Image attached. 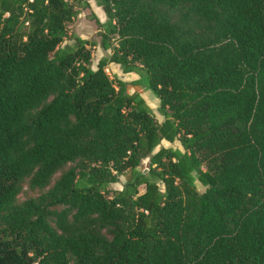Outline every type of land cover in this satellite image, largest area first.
Returning a JSON list of instances; mask_svg holds the SVG:
<instances>
[{
  "label": "trees",
  "instance_id": "obj_1",
  "mask_svg": "<svg viewBox=\"0 0 264 264\" xmlns=\"http://www.w3.org/2000/svg\"><path fill=\"white\" fill-rule=\"evenodd\" d=\"M96 1L94 69L90 0H0V264H264V0Z\"/></svg>",
  "mask_w": 264,
  "mask_h": 264
},
{
  "label": "rangeland",
  "instance_id": "obj_2",
  "mask_svg": "<svg viewBox=\"0 0 264 264\" xmlns=\"http://www.w3.org/2000/svg\"><path fill=\"white\" fill-rule=\"evenodd\" d=\"M93 15V16H92ZM97 17L101 22L106 20L105 14L100 10L98 7L96 0H90V7L87 9H84L81 11V13L76 17V19L68 25V33H75L79 35L84 41L88 42V47L90 48L91 55H92V67L95 69L96 64L98 60L106 56L108 53H110L109 50H103L98 44L99 42V36H98V27L95 23L94 18ZM95 43V47L92 45ZM69 45L70 47L74 48L75 43L74 40L66 39L62 46ZM107 75L110 79L115 80L117 78L126 81L127 83H131L134 80H138V84H131L129 85L128 91L131 93L134 90L138 91L140 95L145 100L147 106L150 108V112L157 118L159 122L163 120V116L161 115L160 111L158 110L159 107V100L156 98V96L152 93L150 89L147 87V77L144 73L137 74L134 72L128 73L125 76V73L122 72V69L119 65H113L105 68ZM159 146H165V147H173L178 148L183 151V147L180 145L178 140H175L174 142H168L166 140H161L160 144L155 148V150L158 149ZM148 167V159H143L140 164V169L144 172H146ZM128 174L121 175L119 177V182L110 183L109 188L110 189H121L123 183L126 181ZM59 176V173H57L53 180H55ZM196 188L199 192L204 191L205 187L196 179L195 180ZM140 192H143V187H140ZM41 191L38 190H32L28 188L27 184L23 185V188L21 192L17 196V200L19 202H22L26 200L29 197L36 196Z\"/></svg>",
  "mask_w": 264,
  "mask_h": 264
},
{
  "label": "crops",
  "instance_id": "obj_3",
  "mask_svg": "<svg viewBox=\"0 0 264 264\" xmlns=\"http://www.w3.org/2000/svg\"><path fill=\"white\" fill-rule=\"evenodd\" d=\"M99 8H100V10L102 11V9H101V7L100 6H98ZM103 12V11H102ZM104 13V12H103ZM113 65H116V64H114V63H110L109 64V66H113ZM131 73V72H130ZM126 74H128V73H125V76H126Z\"/></svg>",
  "mask_w": 264,
  "mask_h": 264
}]
</instances>
